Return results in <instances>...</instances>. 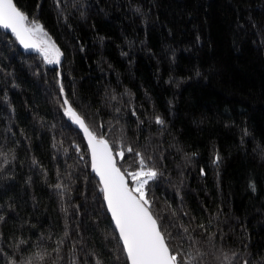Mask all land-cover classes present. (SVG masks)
Instances as JSON below:
<instances>
[{
    "label": "trees",
    "instance_id": "16d2710c",
    "mask_svg": "<svg viewBox=\"0 0 264 264\" xmlns=\"http://www.w3.org/2000/svg\"><path fill=\"white\" fill-rule=\"evenodd\" d=\"M13 2L62 56L45 64L0 31V264H52L61 239L58 264H83L91 250L126 264L57 80L113 155L124 151L114 156L122 172L139 168L131 146L162 173L150 189L154 215L199 241L201 255L186 241L181 259L228 264L235 252L232 264H264V0Z\"/></svg>",
    "mask_w": 264,
    "mask_h": 264
},
{
    "label": "snow or ice",
    "instance_id": "6c2138e0",
    "mask_svg": "<svg viewBox=\"0 0 264 264\" xmlns=\"http://www.w3.org/2000/svg\"><path fill=\"white\" fill-rule=\"evenodd\" d=\"M37 7L39 8V5ZM57 7H60L59 0H57ZM0 28L10 30L16 42L26 51L35 50L39 52L43 56L45 64L60 65L62 53L51 41L42 24L35 17L30 20L27 14L18 9L13 0H0ZM57 76H60L59 72ZM57 83L59 96L64 97L62 102L64 114L71 116L72 123L79 126L88 140L92 157V171L99 177V183L102 185L100 190L103 192V200L106 204L107 213L111 216L115 232L118 233V240L122 244L119 251L124 254L126 264H193L194 257L190 256L188 260L181 259L184 254L181 249L184 248V243L187 241L189 247L195 250L196 256L201 255L199 249L196 248L199 241L192 235L194 229L190 231L189 227H183L182 233L173 236V233L166 226L164 217L153 213L154 201L150 199L151 184L162 173L154 166H150L142 153L135 151L131 146L127 147L126 151L135 152L139 168L131 172H122L117 167L114 156L123 158L124 151H116L113 155V149L110 148L103 136L97 137L87 126L86 118L74 110L66 97L63 83L60 80H57ZM112 99L115 100L116 97L113 96ZM116 111L119 112L120 110L116 109ZM132 114L135 116V111ZM155 123L161 127L165 125V121L160 116L155 117ZM77 151H79L78 148ZM151 159L152 157L149 156L148 160ZM219 160L220 157L217 154L213 162L218 164ZM7 163L8 161L5 159L4 164ZM4 171V165L0 164V173H4ZM201 174H204L203 169H201ZM128 178L131 179L132 186H129ZM0 179H3L2 175H0ZM54 187L61 195L63 194L64 187L62 184L57 183ZM252 187L255 190L254 186ZM172 215L175 216L176 213L173 212ZM4 219L5 217L0 214V222H3ZM197 227L207 233L206 225L203 223L198 224ZM64 236H68L67 231H65ZM214 236L215 233H208L207 240L211 242ZM177 238L180 240V244L173 250L169 240ZM20 243L25 242L21 241ZM56 244L57 246L48 252L49 256L55 254L52 258V264H58L59 260L62 259L60 250L64 245L63 239L58 240ZM73 251H75L74 248ZM81 252L83 253V249ZM84 254L86 258L83 264H92L93 261L94 264H109L110 258H103L94 250ZM114 255L117 260L120 259L118 253H114ZM237 256L238 253H232V256L228 258V264H232V260ZM87 257H91V260ZM39 259L42 260L43 257H39ZM9 264H15V262L9 261ZM27 264H33V261L29 260ZM68 264H77L75 257L71 258ZM199 264H203V262L200 261ZM243 264H251V261L245 259Z\"/></svg>",
    "mask_w": 264,
    "mask_h": 264
},
{
    "label": "water",
    "instance_id": "95a60500",
    "mask_svg": "<svg viewBox=\"0 0 264 264\" xmlns=\"http://www.w3.org/2000/svg\"><path fill=\"white\" fill-rule=\"evenodd\" d=\"M0 31L2 32V33H4V34H7V35H9V36H11L12 37V39H14L15 40V37L13 36V34L11 33V31L10 30H6V29H2V28H0ZM16 41V40H15ZM17 44L19 45V47H20V49H21V51L24 53V54H27V55H36V54H38L39 52H37V51H35V50H25L18 42H17ZM74 124V123H73ZM75 125V124H74ZM78 127V129L79 130H81L80 128H79V126H77ZM84 134V133H83ZM85 137V136H84ZM85 139L87 140V138L85 137ZM87 142H88V140H87ZM88 148H89V144H88ZM89 151H90V149H89ZM90 153H91V151H90ZM91 166H92V157H91ZM94 173V172H93ZM95 174V173H94ZM95 176H96V174H95ZM96 178H97V180H98V182H99V177H97L96 176ZM100 184V183H99ZM101 187H102V185H100ZM103 193V192H102ZM104 201V200H103ZM104 205H105V208H106V204H105V202H104ZM106 211H107V209H106ZM108 216H109V218H110V221H111V216H110V214H108ZM111 223H112V221H111ZM112 225H113V227H114V224L112 223ZM115 229V228H114ZM116 234H117V237H118V233L116 232ZM121 244V243H120ZM121 246H122V244H121Z\"/></svg>",
    "mask_w": 264,
    "mask_h": 264
}]
</instances>
